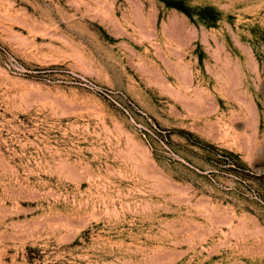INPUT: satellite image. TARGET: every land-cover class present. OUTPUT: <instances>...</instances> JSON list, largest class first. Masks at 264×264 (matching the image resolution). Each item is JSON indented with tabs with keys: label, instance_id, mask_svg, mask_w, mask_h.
I'll list each match as a JSON object with an SVG mask.
<instances>
[{
	"label": "rangeland",
	"instance_id": "rangeland-1",
	"mask_svg": "<svg viewBox=\"0 0 264 264\" xmlns=\"http://www.w3.org/2000/svg\"><path fill=\"white\" fill-rule=\"evenodd\" d=\"M0 264H264V0H0Z\"/></svg>",
	"mask_w": 264,
	"mask_h": 264
}]
</instances>
